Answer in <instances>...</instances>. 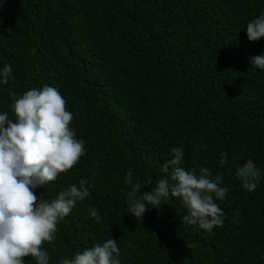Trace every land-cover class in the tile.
Returning <instances> with one entry per match:
<instances>
[{
	"label": "trees",
	"instance_id": "16d2710c",
	"mask_svg": "<svg viewBox=\"0 0 264 264\" xmlns=\"http://www.w3.org/2000/svg\"><path fill=\"white\" fill-rule=\"evenodd\" d=\"M262 12L264 0H0V68L14 77L0 85V113L13 118L10 93L53 86L84 141L71 169L34 190L41 202L87 181L41 246L50 264L109 238L122 264H264V181L249 192L236 175L248 159L264 171V69L249 63L264 38L246 36ZM181 146V167H206L229 189L212 232L185 224L177 197L141 222L130 215L125 174L151 177L148 191Z\"/></svg>",
	"mask_w": 264,
	"mask_h": 264
},
{
	"label": "clouds",
	"instance_id": "9594fccd",
	"mask_svg": "<svg viewBox=\"0 0 264 264\" xmlns=\"http://www.w3.org/2000/svg\"><path fill=\"white\" fill-rule=\"evenodd\" d=\"M249 41L264 38V12L246 23ZM250 65L264 69V52L249 57ZM14 79L12 67L0 68V85ZM13 118L8 112L0 113V264H25V256L35 258L36 264H50L48 253L41 247L55 239L57 224L69 215L77 201L89 195L87 181L81 178L79 186L70 185L51 200H40L34 193L55 181L60 173L71 169L84 155V141L69 127L72 112L66 109V101L60 91L49 85L32 88L18 98L10 93ZM172 158L162 165V171L170 178L156 180L151 177L141 181L133 174H125L130 215L141 222L145 212L161 207L162 201L172 197L180 199L186 214L182 220L187 225L212 232L225 223V212L219 205L228 193L222 186V175L206 167L186 170L181 167L183 147L171 149ZM221 164L227 162L221 153ZM236 175L244 189L251 192L264 181V171L253 160L240 163ZM90 215L99 221L96 211ZM59 264H122L116 239L109 238L93 245L73 258H63Z\"/></svg>",
	"mask_w": 264,
	"mask_h": 264
}]
</instances>
